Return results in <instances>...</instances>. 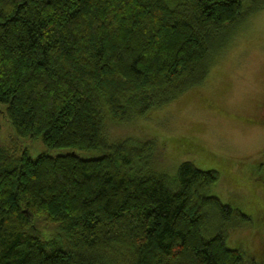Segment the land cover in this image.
<instances>
[{"label": "trees", "instance_id": "trees-1", "mask_svg": "<svg viewBox=\"0 0 264 264\" xmlns=\"http://www.w3.org/2000/svg\"><path fill=\"white\" fill-rule=\"evenodd\" d=\"M244 1L0 0V107L16 139L68 150L0 143V264L245 263L217 172L103 135L200 85Z\"/></svg>", "mask_w": 264, "mask_h": 264}, {"label": "rangeland", "instance_id": "rangeland-1", "mask_svg": "<svg viewBox=\"0 0 264 264\" xmlns=\"http://www.w3.org/2000/svg\"><path fill=\"white\" fill-rule=\"evenodd\" d=\"M243 11L251 13L213 52L200 85L132 121L115 124L106 117L103 135L109 143L153 141L154 170L174 174L180 163L190 162L217 172L211 193L235 214L230 213L225 245L241 249L244 264H264V0L246 2ZM13 140L31 158L68 152L48 150L41 140L16 139L0 107V143ZM208 222L209 236L223 229L215 216Z\"/></svg>", "mask_w": 264, "mask_h": 264}, {"label": "bare ground", "instance_id": "bare-ground-1", "mask_svg": "<svg viewBox=\"0 0 264 264\" xmlns=\"http://www.w3.org/2000/svg\"><path fill=\"white\" fill-rule=\"evenodd\" d=\"M245 16V15H244Z\"/></svg>", "mask_w": 264, "mask_h": 264}]
</instances>
